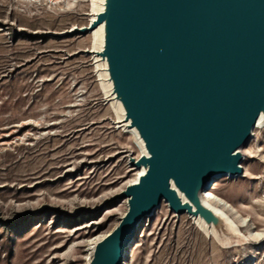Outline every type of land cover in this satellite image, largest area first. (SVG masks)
I'll list each match as a JSON object with an SVG mask.
<instances>
[{"label": "rangeland", "instance_id": "obj_1", "mask_svg": "<svg viewBox=\"0 0 264 264\" xmlns=\"http://www.w3.org/2000/svg\"><path fill=\"white\" fill-rule=\"evenodd\" d=\"M59 1L0 0V264H87L140 174L141 149L90 53L98 40L74 33L94 19L95 0ZM243 153V176L209 190L235 239L205 234L163 202L123 264H264V129Z\"/></svg>", "mask_w": 264, "mask_h": 264}, {"label": "water", "instance_id": "obj_2", "mask_svg": "<svg viewBox=\"0 0 264 264\" xmlns=\"http://www.w3.org/2000/svg\"><path fill=\"white\" fill-rule=\"evenodd\" d=\"M94 7L89 26L74 33L102 28L90 53L120 123L136 136L142 154L133 165L143 174L122 193L128 211L87 264H123L141 223L163 202L218 239H235L202 195L218 178L243 176L241 150L264 114V0H95Z\"/></svg>", "mask_w": 264, "mask_h": 264}, {"label": "bare ground", "instance_id": "obj_3", "mask_svg": "<svg viewBox=\"0 0 264 264\" xmlns=\"http://www.w3.org/2000/svg\"><path fill=\"white\" fill-rule=\"evenodd\" d=\"M45 1H47V2H49V3H51V4H54V5H59L60 3H61V1H59V0H53V1H50V0H45ZM97 14H98V12H97ZM96 15V14H95ZM95 15H94V17H95ZM102 30V28L100 27V29H98V30H96L95 32H92V33H90V34H93V37L96 39V40H99L100 39V37H101V34H100V31ZM260 129H264V114H262L261 115V118L259 119V121H258V123H257V126L254 128V130H253V135L255 134V132L257 131V130H260ZM130 132H132V131H130ZM132 135L134 136V138L136 139V136L132 133ZM10 136H8V138H9ZM137 140V139H136ZM4 142V141H3ZM244 150V149H243ZM243 150H241V153H242V155L244 156V157H246L245 155H244V153H243ZM143 154H145V152L143 151ZM242 166V165H241ZM243 168V167H242ZM143 174V172L141 171L140 172V175H142ZM227 178H230V177H227ZM219 179V178H218ZM230 179H236V178H230ZM137 181V180H136ZM211 192L210 191H207V192H205L203 195H202V201H203V203L206 205V206H208L209 208H211V209H213V210H215L216 212H219L221 215H223L228 221H229V223L231 224V222H230V220H229V218L224 214V213H222L219 209H217L214 205H213V203L214 204H216V205H218V206H220V207H223L224 205H226L225 203H222V201H220L219 200V198L216 196V195H213V194H210ZM190 217V216H189ZM192 218V217H191ZM195 220V223H196V225L199 227V229L202 231V232H204L205 234L206 233H208L210 236H215V233L214 232H209L206 228H204V226L200 223V221H198V220H196V219H194ZM231 226H232V224H231ZM95 245L96 244H93V245H91L92 247L89 249V251L91 252L90 253V258H89V260H88V262H90L91 261V259H92V254H93V252H94V249H95Z\"/></svg>", "mask_w": 264, "mask_h": 264}]
</instances>
